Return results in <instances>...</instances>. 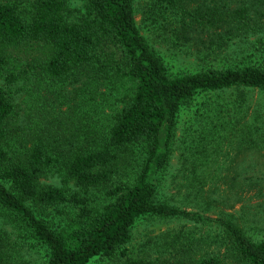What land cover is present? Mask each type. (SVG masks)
Here are the masks:
<instances>
[{
  "label": "trees",
  "instance_id": "trees-1",
  "mask_svg": "<svg viewBox=\"0 0 264 264\" xmlns=\"http://www.w3.org/2000/svg\"><path fill=\"white\" fill-rule=\"evenodd\" d=\"M69 1L0 0V73L13 53L29 52L44 81L61 89L77 84L90 99L84 110L69 104L59 122L44 118L28 126L0 87V264H27L17 260L19 245L43 250V264L126 256L138 219L174 217L218 231L217 250L203 251L193 240L182 249V264H264V238L253 239L235 215L211 217L159 198L182 112L201 97L235 91L232 104L205 99L192 124L199 136L190 148L201 144L205 158L207 145L220 139L229 145L216 180L198 176L199 157L200 165L183 163L179 172L184 187L208 206L248 184L254 199L264 201V123L259 110H244L247 90L264 91V0H152V20L175 15L176 33L207 57L239 48L228 65L206 61L211 65L197 70H174L150 45L135 0H78L77 19ZM253 152L263 160L254 178L242 162ZM55 175L62 186L43 181ZM257 231L263 235L264 228ZM120 264L160 263L140 257Z\"/></svg>",
  "mask_w": 264,
  "mask_h": 264
},
{
  "label": "rangeland",
  "instance_id": "rangeland-1",
  "mask_svg": "<svg viewBox=\"0 0 264 264\" xmlns=\"http://www.w3.org/2000/svg\"><path fill=\"white\" fill-rule=\"evenodd\" d=\"M151 2L152 0H135L137 24L150 45L167 59L169 66L174 70L183 68L197 70L201 66L211 65L206 61L212 62L213 60V65L217 66L224 61L225 65H228L233 62V57L240 53L239 48L235 47L226 51L223 57H219V59L216 58L215 54L207 57L208 51H200L194 44H187L184 37L176 33L178 20L175 15L167 13V15H162L153 21L152 17L147 14ZM68 11L71 19L79 18L83 12L82 2L78 0L69 1ZM37 67L38 62L32 60L29 52L17 51L11 55L5 70L0 73V87L5 88L13 96L22 124L32 126L34 122L40 123L44 118L43 121L57 120L59 122L66 111L71 108L69 104L73 105V103L81 110L89 108V101L87 102L89 96L82 94L78 88L79 85L75 84L61 89L60 84L44 81L38 74ZM9 75L16 76V81L8 83L6 77ZM74 87L77 90L73 96ZM208 98L213 101L232 104L237 99V93L226 91L201 97L182 112L172 165L163 175L159 198L167 200L181 209L211 217L233 214L253 239H262L264 232L263 235L258 234L257 230L264 228V201L254 199V187H249L248 184L244 187V190L247 188L248 191L242 193L244 190H238L239 194H237V190H234V195L230 199L225 198V203H215L209 206L201 197H196L195 192L184 187L187 182H184L185 177L179 172L183 163H186L188 168H192L194 164L200 165L202 163L196 159L199 157L203 161V166L199 168L198 176L212 181L216 180L215 168L218 165H223V161L227 157L229 145L226 140L220 139L209 144V146L207 145L206 158L201 144L198 151L190 148L192 142H198L199 136L197 129L192 127L195 110ZM246 98L244 110L249 113L254 109L259 110L262 115L261 120L264 123V91L247 90ZM111 104V99H109L108 103L103 106L104 110H109ZM88 116V123L95 124L94 119L97 117L91 118L90 113ZM99 121L102 120L99 119ZM242 162L243 167H247L249 176L254 178V165L262 164L263 160L255 159L253 152ZM240 180L239 183H245L242 178ZM43 181L62 186V179L57 175L49 176ZM214 197L218 196L215 195ZM47 212H50L49 218L55 215L54 209H49ZM217 238V230L195 225L194 222L185 218H140L132 229L130 243L126 245V256L117 254L112 259H96L91 264H120L126 258L140 257L157 260L160 264H182V249L186 244L194 240L199 243L197 246L202 245L203 251L217 250L218 244L214 243ZM15 252L18 257L17 260H24L27 264H43L45 258L43 250L31 249L29 246L19 245L15 248Z\"/></svg>",
  "mask_w": 264,
  "mask_h": 264
}]
</instances>
